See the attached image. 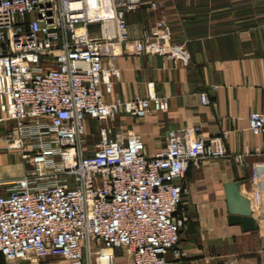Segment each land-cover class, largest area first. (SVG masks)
<instances>
[{"label":"built area","instance_id":"obj_1","mask_svg":"<svg viewBox=\"0 0 264 264\" xmlns=\"http://www.w3.org/2000/svg\"><path fill=\"white\" fill-rule=\"evenodd\" d=\"M138 2L0 0V115L7 121L0 152H15L30 168L0 181L4 264L31 257L114 264L117 249L131 264H167L169 252L183 256L178 181L202 160H241L227 154L226 133L202 138L198 127L170 129L165 147L147 156L138 134L111 125L120 111L140 119L151 108L167 109L153 83L145 97L105 100L120 72L117 56L105 61L103 47L177 54L166 48L170 30L162 21L130 38L124 15ZM198 96L210 105L206 92ZM90 123L98 126L97 142L86 140ZM248 126L264 139V104L250 112ZM256 153L264 157V149Z\"/></svg>","mask_w":264,"mask_h":264},{"label":"crops","instance_id":"obj_2","mask_svg":"<svg viewBox=\"0 0 264 264\" xmlns=\"http://www.w3.org/2000/svg\"><path fill=\"white\" fill-rule=\"evenodd\" d=\"M138 1L124 15L130 38H142L162 21L170 30L166 48L177 54H125L120 44L103 47L105 61L117 56L114 65L120 72L105 100L145 97L147 83H153L155 96L166 101L167 109L151 108L140 119L120 111L111 125L138 134L147 156L165 147L168 130L183 127H198L202 138L226 133L227 154L242 155L238 162L202 160L178 181L183 188L177 209L184 220L178 234L183 256L169 252L167 264H264V157L256 153L263 151L264 139L252 136L248 126L250 112L264 104V0ZM200 92L207 93L209 106L200 104ZM1 117L0 148L7 125ZM16 173L13 161L0 163V181L20 177ZM231 182L238 183L248 201L256 229L229 224L224 186ZM114 256V264H131L126 256ZM15 264L67 262L31 257Z\"/></svg>","mask_w":264,"mask_h":264},{"label":"water","instance_id":"obj_3","mask_svg":"<svg viewBox=\"0 0 264 264\" xmlns=\"http://www.w3.org/2000/svg\"><path fill=\"white\" fill-rule=\"evenodd\" d=\"M228 222L231 225H240L243 231L257 228L255 220L251 216L248 201L239 193L238 183L231 182L224 186Z\"/></svg>","mask_w":264,"mask_h":264},{"label":"rangeland","instance_id":"obj_4","mask_svg":"<svg viewBox=\"0 0 264 264\" xmlns=\"http://www.w3.org/2000/svg\"><path fill=\"white\" fill-rule=\"evenodd\" d=\"M3 123L6 125L7 121L3 120ZM97 128L98 126L96 124L94 125H90V127L87 130V136H86V140L89 143H93L94 141H96V139L98 138L97 136ZM2 154L0 155V163H4V162H12L14 164V168L16 170V175L15 176H22L25 173H27L29 170L28 168L22 163V161L20 159H18L17 154H15V152L10 151V152H6V151H2ZM6 153V154H5ZM94 243V244H93ZM92 244L95 246V252H98L100 250V246L93 242ZM115 253L121 254L123 256V258L126 260V258L124 257L122 251H113Z\"/></svg>","mask_w":264,"mask_h":264}]
</instances>
